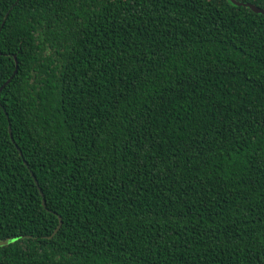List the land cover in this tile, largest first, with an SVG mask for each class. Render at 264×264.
<instances>
[{
  "label": "trees",
  "instance_id": "1",
  "mask_svg": "<svg viewBox=\"0 0 264 264\" xmlns=\"http://www.w3.org/2000/svg\"><path fill=\"white\" fill-rule=\"evenodd\" d=\"M7 80L0 264H264V14L0 0Z\"/></svg>",
  "mask_w": 264,
  "mask_h": 264
},
{
  "label": "water",
  "instance_id": "2",
  "mask_svg": "<svg viewBox=\"0 0 264 264\" xmlns=\"http://www.w3.org/2000/svg\"><path fill=\"white\" fill-rule=\"evenodd\" d=\"M229 1L231 2V0H229ZM236 6H245V7L250 8L252 11H254V12H256V13L264 14V7H260V6L254 4V3H251V2H242V1H241L240 3L236 4ZM15 65H16V66H15V69H14L13 74H15V73L17 72V63H16ZM9 80H10V79H9ZM9 80H7V81H6V82L0 87V92H1V90L3 89L4 85L7 84V83L9 82ZM8 131H9V135H10V137H11V139H12L10 126H8ZM12 140H13V139H12ZM33 178H34V180H35V183L37 184V181H36V178H35L34 175H33ZM39 191H40V189H39ZM40 193H41V191H40ZM41 196H43L42 193H41ZM42 204H43V206H45V200H44L43 197H42ZM58 218H59V224H58L57 228L54 230V232L52 233V235L55 234V233L57 232V230H58V229L60 228V226H61V217L58 216ZM52 235H51V236H52ZM9 242H10V240L6 241L4 244H7V243H9ZM4 244H3V245H4Z\"/></svg>",
  "mask_w": 264,
  "mask_h": 264
},
{
  "label": "snow or ice",
  "instance_id": "3",
  "mask_svg": "<svg viewBox=\"0 0 264 264\" xmlns=\"http://www.w3.org/2000/svg\"><path fill=\"white\" fill-rule=\"evenodd\" d=\"M240 2H241V0H231V3L233 5H236V4L240 3ZM5 242L6 241H0V247H2Z\"/></svg>",
  "mask_w": 264,
  "mask_h": 264
}]
</instances>
